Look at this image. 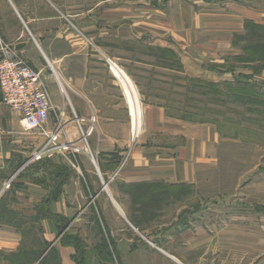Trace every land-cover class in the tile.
<instances>
[{
	"label": "crops",
	"instance_id": "obj_1",
	"mask_svg": "<svg viewBox=\"0 0 264 264\" xmlns=\"http://www.w3.org/2000/svg\"><path fill=\"white\" fill-rule=\"evenodd\" d=\"M249 21L264 27V0H0L1 36L40 72L50 92L54 108L47 128L55 129L64 110L57 142L77 141L73 110L86 119L95 116L89 142L99 159V172L82 162L83 173L78 170L59 191L48 178L52 170L44 169L48 177L42 181L29 176L40 175L39 160L29 161L34 166L28 175L19 172L5 188L6 177L31 160L47 138L22 126L0 89V264H78V258L83 264H176L166 248L175 249L174 239L166 236L163 243L126 215V186L205 182L220 170L227 139L214 123L171 117L163 106L143 102V71L155 59L141 48L178 49L183 61L193 53L228 54ZM111 55L141 106L137 134L128 89L106 59ZM113 158L120 165L108 168ZM197 234L202 235L184 231L178 237L197 245ZM106 240L115 263L102 249Z\"/></svg>",
	"mask_w": 264,
	"mask_h": 264
},
{
	"label": "rangeland",
	"instance_id": "obj_2",
	"mask_svg": "<svg viewBox=\"0 0 264 264\" xmlns=\"http://www.w3.org/2000/svg\"><path fill=\"white\" fill-rule=\"evenodd\" d=\"M234 45L228 54L215 50L207 57L192 52L198 61H183L184 54L178 49L141 48L155 59L152 67L143 71L147 76L142 79L143 102L163 106L171 117L214 123L227 139L220 170L205 182L195 186L163 182L126 186V215L137 227L160 236L163 243L166 236L174 239L175 249L166 248L172 251L176 264H264V101L256 100L252 88L238 85L240 80L249 81L239 77L246 74L264 90V27L249 24L244 35L234 37ZM201 50L197 48L199 54ZM46 60L50 63L47 56ZM54 73H58L56 68ZM78 132L77 141L79 126ZM79 146L84 148L80 153L68 148L46 154L36 164L42 169L40 175L35 177L34 172L29 176L39 181L48 177L44 171L48 169L55 172L48 177L52 183L57 184L63 172L69 182L78 170L83 173L82 162L99 172L93 144L89 142V151L84 143ZM57 152L64 154L63 159L57 158L61 155ZM113 159L108 168L120 165L119 158ZM29 163L6 181L10 179L12 186L20 174L28 175L34 166ZM184 231L201 232V237H196L198 244L189 243L192 238L178 237ZM51 252L54 263L56 251Z\"/></svg>",
	"mask_w": 264,
	"mask_h": 264
},
{
	"label": "built area",
	"instance_id": "obj_3",
	"mask_svg": "<svg viewBox=\"0 0 264 264\" xmlns=\"http://www.w3.org/2000/svg\"><path fill=\"white\" fill-rule=\"evenodd\" d=\"M107 62L113 68L119 65L111 58ZM115 74V72H114ZM116 75V74H115ZM117 76V75H116ZM0 89L3 93V101L6 105L21 115V124L26 130H38L45 136L46 142L34 153L29 161L41 160L46 154H50L55 148H72L80 153L84 150L80 144H85L89 151V138L96 129V118L91 116L86 119L72 114L78 123L80 131L79 141L58 143V135L63 128L65 111L58 114V121L54 130L47 128L48 119L54 104L50 92L44 83L39 71L35 70L18 50L6 42L0 33ZM11 186V180L5 182V188Z\"/></svg>",
	"mask_w": 264,
	"mask_h": 264
},
{
	"label": "trees",
	"instance_id": "obj_4",
	"mask_svg": "<svg viewBox=\"0 0 264 264\" xmlns=\"http://www.w3.org/2000/svg\"><path fill=\"white\" fill-rule=\"evenodd\" d=\"M250 23H252V25L254 26V27H256L257 29H259V28H263L262 26H260V25H258V24H255L254 22H250ZM264 61V60H263ZM246 74H240V76L239 77H241L242 79H248L249 81H244V80H240L241 82H238V85H243L244 87H247V88H252V92H253V95H255V98H256V100H260V101H264V90H262L261 88V86L259 85V84H255V83H253V82H251V79H249V77L247 76ZM238 77V78H239ZM260 87V88H259ZM218 88V87H217ZM238 87H235V88H233L232 90H228L229 91V93L231 92V91H234L235 89H237ZM219 89V88H218ZM201 122H208V121H201ZM38 167V166H37ZM61 171V170H60ZM67 181V179H66V177H65V175H64V172H63V174L62 175H60V177H59V180H58V185H57V191H59L60 190V186L64 183V182H66ZM110 243H112V242H110L109 240L107 241H104V244H102L101 246H102V249H103V251L105 252V256L107 257V259H111V261H113V263H115V260H114V255H113V252H112V250L110 249ZM76 245H77V243H76ZM77 247H78V245H77ZM78 264H83V260H82V258H78ZM116 264V263H115Z\"/></svg>",
	"mask_w": 264,
	"mask_h": 264
},
{
	"label": "bare ground",
	"instance_id": "obj_5",
	"mask_svg": "<svg viewBox=\"0 0 264 264\" xmlns=\"http://www.w3.org/2000/svg\"><path fill=\"white\" fill-rule=\"evenodd\" d=\"M116 71L120 79L122 80L123 84L127 87V91L130 97V100L132 102V114H133V121H134V131L135 134H137L140 131L141 128V106L138 102L136 91L134 89V86L131 83V80L127 76V74L122 70L116 67ZM134 91V94H133ZM133 100H135L133 102Z\"/></svg>",
	"mask_w": 264,
	"mask_h": 264
},
{
	"label": "water",
	"instance_id": "obj_6",
	"mask_svg": "<svg viewBox=\"0 0 264 264\" xmlns=\"http://www.w3.org/2000/svg\"><path fill=\"white\" fill-rule=\"evenodd\" d=\"M107 184H108V182H107V181H104V186H105V187L107 186Z\"/></svg>",
	"mask_w": 264,
	"mask_h": 264
}]
</instances>
